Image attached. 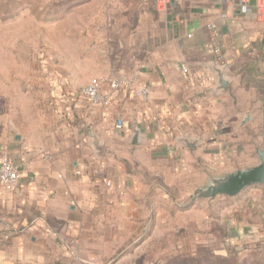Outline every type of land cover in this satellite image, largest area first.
Masks as SVG:
<instances>
[{"label": "crops", "instance_id": "1", "mask_svg": "<svg viewBox=\"0 0 264 264\" xmlns=\"http://www.w3.org/2000/svg\"><path fill=\"white\" fill-rule=\"evenodd\" d=\"M252 11L226 0H175L164 12L155 0H65V60L41 64L0 104V160L19 171L16 189L0 190V264H127L167 205L257 164L264 22ZM111 78H136L149 101L119 89L98 108L80 95ZM247 189L253 213L232 219L237 242L264 238V186Z\"/></svg>", "mask_w": 264, "mask_h": 264}, {"label": "rangeland", "instance_id": "2", "mask_svg": "<svg viewBox=\"0 0 264 264\" xmlns=\"http://www.w3.org/2000/svg\"><path fill=\"white\" fill-rule=\"evenodd\" d=\"M98 43L95 35L88 47ZM61 52L65 0H0V104L21 95L41 64L65 60ZM244 190L243 197L189 204L192 192L187 202H179L181 207L167 205L159 229H152L140 251L132 250L137 254L127 264H264V238L237 242L239 233L231 224L253 213L252 197L244 196L249 189Z\"/></svg>", "mask_w": 264, "mask_h": 264}, {"label": "built area", "instance_id": "3", "mask_svg": "<svg viewBox=\"0 0 264 264\" xmlns=\"http://www.w3.org/2000/svg\"><path fill=\"white\" fill-rule=\"evenodd\" d=\"M175 0H155L158 11H167ZM252 0H226V6L231 12L238 11L239 14H249ZM252 15L256 22H264V0H253ZM213 26H211V29ZM218 51V50H217ZM184 74L188 73L185 65L181 66ZM136 78L117 80L108 79V88L104 89L99 81L92 80L88 85L80 89V95L91 106L108 108L113 100V91L123 89L146 103L150 98V89L146 86H136ZM121 120H117L116 127L121 128ZM78 174V173H77ZM19 181V171L12 160L4 156L0 160V190L14 191Z\"/></svg>", "mask_w": 264, "mask_h": 264}, {"label": "water", "instance_id": "4", "mask_svg": "<svg viewBox=\"0 0 264 264\" xmlns=\"http://www.w3.org/2000/svg\"><path fill=\"white\" fill-rule=\"evenodd\" d=\"M173 4V3H172ZM251 5L254 4L252 0ZM219 80L223 78L222 71L216 70ZM224 84V82H221ZM248 118V117H247ZM139 143V132L133 130L132 145ZM186 146H195V143L184 141ZM256 155L259 162L251 167L235 170L221 177L210 178L205 187L197 189L188 203L196 200H212L218 196L235 197L244 189L252 186H264V151L257 149Z\"/></svg>", "mask_w": 264, "mask_h": 264}]
</instances>
